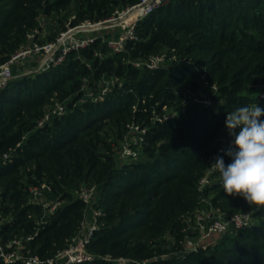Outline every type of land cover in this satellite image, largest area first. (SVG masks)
<instances>
[{
	"label": "trees",
	"instance_id": "1",
	"mask_svg": "<svg viewBox=\"0 0 264 264\" xmlns=\"http://www.w3.org/2000/svg\"><path fill=\"white\" fill-rule=\"evenodd\" d=\"M138 1L0 0V64L34 30L39 43L51 42L67 26L107 20ZM44 18L52 20L49 34ZM133 32L120 52L96 36L55 68L13 76L0 88V244L41 261L55 256L86 220L89 206L78 191L93 186L92 259L77 264H264V209L227 196L219 173L210 171L198 190L217 156L231 163L225 151L217 153L228 112L252 103L264 108L253 92L264 85V0H176ZM159 53L174 59L152 70L133 65ZM204 75L216 91H207L209 104L193 103L192 94L206 88ZM106 81L102 100L83 97ZM56 101L64 114L39 125ZM131 125L145 129L130 143L140 152L117 164L115 151ZM40 184L60 206L37 223L42 209L30 188ZM208 211L250 212L254 222L186 249L188 225Z\"/></svg>",
	"mask_w": 264,
	"mask_h": 264
},
{
	"label": "built area",
	"instance_id": "2",
	"mask_svg": "<svg viewBox=\"0 0 264 264\" xmlns=\"http://www.w3.org/2000/svg\"><path fill=\"white\" fill-rule=\"evenodd\" d=\"M176 0H139L137 3L129 5L126 7V13L133 11L135 18L133 22L127 24L123 29V32L118 36H113L112 39H106L101 36V39L108 48L113 52H120L123 49V44L128 39L134 38V27L135 24L147 17L155 9L173 2ZM115 16V15H114ZM112 19H107L97 23H90L89 21L81 22L80 24L69 27L67 26L66 30L59 33L54 41L47 43H39L35 39L36 30L28 35V40L25 44H22L21 47L13 53L5 62L0 64V88L4 87L7 80L11 77L13 66L27 58L36 59L39 61V70L40 72L51 70L56 66L60 65L72 51H78L79 49L88 46L95 37L89 36L88 34L80 35L79 33L84 30L87 32V27L92 26H101V23L105 21L109 22ZM111 22V21H110ZM168 59H174L173 56L168 57L165 53H159L154 56H151L145 61L134 62L135 67L141 68L145 67L149 70L156 69L160 66H163ZM203 80V85L210 92L216 91V86L214 84H208L205 75L201 78ZM112 82V81H110ZM84 87V86H83ZM109 89V81H106L101 85L96 91L93 90H84L83 97L85 99L96 102L102 100L103 97L107 94ZM260 98H264V90H261L259 93ZM193 103L199 104H209L210 100L207 97V93L201 98L192 99ZM65 112L64 105L62 102H54L50 110L43 116L42 120L39 122V125H42L46 121H49L52 117H59ZM171 115H167L164 118L168 119ZM264 120V116L260 118ZM135 128L137 132L144 133L145 129H140L138 126L131 125V129ZM229 136V134H228ZM227 136V137H228ZM138 138V137H137ZM140 138L136 142H139ZM233 138H229L225 141L220 142V146L217 149L218 154H222L230 146H232ZM122 156L126 157V160L136 159L137 153L134 152L129 145L123 146ZM4 160H10L9 156L4 154ZM210 170L200 178L198 182V190L204 188L205 185L209 183L208 174ZM45 192H49V186L46 184H40L30 188V199L31 202L37 204L42 209V215L40 220L37 223L41 222L47 214L53 213L59 206L60 202L58 200H50L45 196ZM95 188L93 186H83L78 191V198L86 203L89 207L94 198ZM250 212H236V213H226L221 212L217 215H212L211 212H201L199 216L196 217V223L199 227V230L202 232L201 237L204 238L206 235L211 233H222L225 234L227 231L243 228L251 223H253V217ZM92 218L89 224L85 220L81 223V229L78 233L71 237L68 242L67 247L61 252L57 253L51 258H47L43 261L39 260L36 256L28 255L23 256L17 250L8 251L0 244V258L10 264L16 260H21L24 264H77L84 261H90L92 256L87 253L86 245L95 229L96 220L94 214H97V211L92 209ZM248 214V215H247ZM209 219L213 220L208 226L204 225V220ZM27 237L26 239H30ZM13 244L17 247L21 246V239H14ZM188 250H194L197 246L192 245L191 242H188ZM117 264H128V261L124 258H119Z\"/></svg>",
	"mask_w": 264,
	"mask_h": 264
},
{
	"label": "clouds",
	"instance_id": "3",
	"mask_svg": "<svg viewBox=\"0 0 264 264\" xmlns=\"http://www.w3.org/2000/svg\"><path fill=\"white\" fill-rule=\"evenodd\" d=\"M258 95V94H256ZM264 108L257 103L241 106L228 112L225 127L233 138L225 155L231 163L225 164L217 156L209 166L219 173L224 193L242 197L255 211L264 209ZM250 214V213H249ZM248 215V214H247Z\"/></svg>",
	"mask_w": 264,
	"mask_h": 264
},
{
	"label": "rangeland",
	"instance_id": "4",
	"mask_svg": "<svg viewBox=\"0 0 264 264\" xmlns=\"http://www.w3.org/2000/svg\"><path fill=\"white\" fill-rule=\"evenodd\" d=\"M135 14L133 11H130L129 13H126V7L123 9H120L119 11H116L115 16L110 17L109 19L111 23H113L112 25H108L105 27H101V26H92V27H87L86 30L87 32H84V30L82 32H80V35H84V34H88L89 36L95 37V36H102L104 38L108 39H112L113 36H118L123 32V29L127 26L128 23L133 22ZM109 21V22H110ZM107 22V21H105ZM41 24L43 25V31L44 33H48L52 30L51 27L53 26L52 24V20L51 18L47 19H41ZM43 33V34H44ZM37 72H40L39 70V61H37L36 59H32V58H27L25 60H21L19 62H17L13 68H12V74L11 77L13 76H22V75H33ZM264 89V85L263 86H259L257 88H254L253 92L254 93H260L261 90ZM207 89L204 88L203 86H201V88L198 90V92H196L195 94H197L195 96V94H192V99L194 100L195 98H201L203 99V96L207 93ZM131 127V126H130ZM131 131V132H130ZM129 134H127L125 136V138L120 141L119 143V148L115 151V156H116V161L117 164H119L120 162L126 161V157L122 156V152H123V146L124 145H129L130 143H137L136 141L138 140L137 135L134 134L133 132H137V130L135 128L132 127V129L130 128ZM227 132V131H226ZM224 133V132H222ZM227 135V134H226ZM226 138V139H225ZM229 138V136H225V135H221L220 139H222L221 141H225ZM134 152L138 153L140 152V150L138 148L134 149L132 147H130ZM213 181V179H212ZM211 181V182H212ZM95 196V193H94ZM95 198V197H94ZM90 210V212H89ZM216 214L221 213L220 211H214ZM201 214V212H197L195 218H193V220L190 222V224L188 225L187 228V237H186V241H185V247L186 249H188L189 244L188 242H191L192 245L194 246H198L201 244H208V243H212L214 242L222 233H211L209 235H206L204 238L201 237L202 232L199 230V227L197 226L196 223V217L199 216ZM86 223L89 224L91 221V218L93 216L92 214V208H91V204L90 207L86 213ZM213 220H209V219H205L204 220V225L208 226ZM254 222V220H253ZM191 233V235H189Z\"/></svg>",
	"mask_w": 264,
	"mask_h": 264
},
{
	"label": "water",
	"instance_id": "5",
	"mask_svg": "<svg viewBox=\"0 0 264 264\" xmlns=\"http://www.w3.org/2000/svg\"><path fill=\"white\" fill-rule=\"evenodd\" d=\"M112 24L113 23H111V22L101 23V27H105V26L112 25Z\"/></svg>",
	"mask_w": 264,
	"mask_h": 264
}]
</instances>
